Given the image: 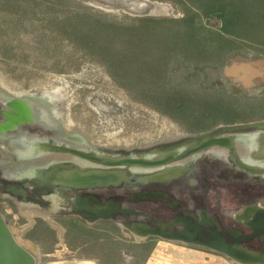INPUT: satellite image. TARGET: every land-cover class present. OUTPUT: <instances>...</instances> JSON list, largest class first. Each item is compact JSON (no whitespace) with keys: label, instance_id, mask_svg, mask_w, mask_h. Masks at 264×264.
Wrapping results in <instances>:
<instances>
[{"label":"rangeland","instance_id":"obj_1","mask_svg":"<svg viewBox=\"0 0 264 264\" xmlns=\"http://www.w3.org/2000/svg\"><path fill=\"white\" fill-rule=\"evenodd\" d=\"M1 94L107 149L264 118V0H0ZM7 136L0 168L10 172L19 160ZM24 205L0 196L33 264H239L194 243L136 238L110 218L61 214L55 200Z\"/></svg>","mask_w":264,"mask_h":264},{"label":"flooded vegetation","instance_id":"obj_2","mask_svg":"<svg viewBox=\"0 0 264 264\" xmlns=\"http://www.w3.org/2000/svg\"><path fill=\"white\" fill-rule=\"evenodd\" d=\"M1 96L5 97L3 94ZM5 102H0V132L8 135L11 146L13 142L17 144L14 155L19 161L10 172L0 168V196L6 195L16 202L28 204L24 206L34 205L44 209L48 208L50 201L55 200L57 212L76 213L85 219L79 211L73 210L77 198L90 195L102 199L110 194L126 196L143 188L153 189L161 194L136 198L129 204L123 201L122 206L149 213L155 219L192 221L199 218L204 222L200 229L215 231L223 235L226 241L245 236L251 231L242 219L235 218L236 213L249 210L256 212L258 208H264V159H257L261 152L253 143L249 147L235 145V150L204 149L146 171L154 173L169 170L171 174L166 176L164 182L153 177L151 183L145 184L75 187L77 172L91 168L95 163L71 149L101 157L104 147L81 143L76 133H58L50 124L39 121L44 120L45 116L35 115L36 120L33 108L27 102ZM50 127H53L52 130ZM96 166L108 168L101 163ZM143 172L141 168L135 167L127 174L128 179L134 180L136 175ZM33 177L39 183L28 182ZM18 183L24 192L17 191ZM14 190L16 194H12ZM117 216L122 217L119 213ZM139 217L149 218L142 214ZM230 229L236 234H231ZM238 242L246 247L264 249V238L258 235L241 238Z\"/></svg>","mask_w":264,"mask_h":264},{"label":"water","instance_id":"obj_3","mask_svg":"<svg viewBox=\"0 0 264 264\" xmlns=\"http://www.w3.org/2000/svg\"><path fill=\"white\" fill-rule=\"evenodd\" d=\"M240 66L244 71L251 72L247 64ZM4 99L6 104L12 100L25 103V100L21 97H7ZM251 143L257 145L258 150L261 152L260 158L257 156V159L260 160L262 157L264 159V118L249 122L222 124L195 133L184 134L171 140L156 142L145 147L104 148L101 157L100 155L86 154L77 149H71L82 157L92 159L95 163L91 168L88 167L84 171L77 172L74 184L75 187H116L120 183H151L153 177H157L155 180L159 182H164L166 176L171 174L169 170L154 173L146 171L197 154L204 149L227 148L228 150H235V145L249 147ZM99 163L107 165L108 168L103 169L96 166ZM135 167H139L145 172L136 175L134 180L132 178L128 179L127 174ZM29 181L34 184L39 183L35 177L29 179ZM18 185L17 191L24 192L21 185L19 183ZM165 193L167 192L165 191ZM12 194H16V190L12 191ZM157 194L161 193L153 189L143 188L137 192L127 193L126 196L110 194L100 199L101 197L88 195L87 197L77 198V205L73 210L79 211L88 221L97 218L113 219L136 238L157 235L166 239L194 243L221 252L239 264H264V249L246 247L238 242L241 238L253 235L264 238V208H258L256 212L249 210L236 213L235 218L242 219L243 224L249 226L251 231L245 236H237L232 241H226L223 235H219L215 231L200 229L204 222L199 218L192 221L177 218L155 219L149 213L121 204L123 201L129 204L136 198ZM117 213L121 214L122 217H118ZM139 214L147 215L149 218L143 219L139 217ZM178 224H181V226L177 227ZM230 232L236 234L233 229H230ZM33 262L32 254L13 237L0 215V264H33Z\"/></svg>","mask_w":264,"mask_h":264},{"label":"crops","instance_id":"obj_4","mask_svg":"<svg viewBox=\"0 0 264 264\" xmlns=\"http://www.w3.org/2000/svg\"><path fill=\"white\" fill-rule=\"evenodd\" d=\"M76 214V213H75ZM97 219H101V218H97ZM96 220V219H95ZM88 221V220H87ZM19 242V241H18ZM20 243V242H19ZM21 244V243H20ZM23 247H26L25 245L21 244Z\"/></svg>","mask_w":264,"mask_h":264},{"label":"bare ground","instance_id":"obj_5","mask_svg":"<svg viewBox=\"0 0 264 264\" xmlns=\"http://www.w3.org/2000/svg\"><path fill=\"white\" fill-rule=\"evenodd\" d=\"M25 102H26V100H25ZM9 106H10V105H9ZM22 107H23V106H22ZM33 116H34V113H33ZM28 215L31 216V215L29 214V212H28ZM30 218H31V217H30ZM72 263H73V262H72ZM60 264H61V263H60Z\"/></svg>","mask_w":264,"mask_h":264}]
</instances>
